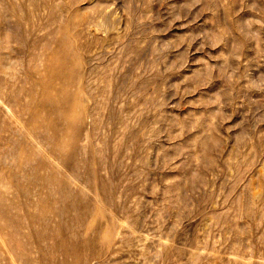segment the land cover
Instances as JSON below:
<instances>
[{
    "label": "rangeland",
    "instance_id": "rangeland-1",
    "mask_svg": "<svg viewBox=\"0 0 264 264\" xmlns=\"http://www.w3.org/2000/svg\"><path fill=\"white\" fill-rule=\"evenodd\" d=\"M63 21L89 92L72 160L40 143L28 96L30 46ZM0 49V101L22 99L0 102V203L34 264L75 260L52 248L54 174L103 210L74 226L84 264H264V0H0ZM4 237L0 264H24Z\"/></svg>",
    "mask_w": 264,
    "mask_h": 264
},
{
    "label": "bare ground",
    "instance_id": "bare-ground-1",
    "mask_svg": "<svg viewBox=\"0 0 264 264\" xmlns=\"http://www.w3.org/2000/svg\"><path fill=\"white\" fill-rule=\"evenodd\" d=\"M44 5H41V6H44ZM42 9H44V8H42ZM69 17H71V16H69ZM71 19H72V17H71ZM54 22H52V23H54ZM80 23L83 24L84 21L83 22L81 21ZM70 24L71 23H68L66 21L62 25L58 26V28L60 27L59 29L56 27L57 30L60 32V36L58 35L59 36V42L54 47L48 46L46 44V42H44V43L39 42L38 43V42L34 41L30 46V52H29V53H31L30 54L31 61H33V62L37 61V62H40V64H41V68H40L41 79L38 82L34 81L30 90L28 91V96L30 97V107L32 109H35V110L39 109L37 111L36 115L31 116L32 117V123H33L31 125H34L39 131L44 132L45 137L42 136L41 140L39 139L40 143H47L48 141L49 142L52 141L53 144H52V142L50 144L55 145V148L57 151H60L61 153L65 152L64 154H66V152H67V155H65V159L66 158H68V159L72 158L73 159L74 155H75L74 154L75 148L73 146V143H74L77 132L80 130L81 126H83L80 123L82 122V114L84 112V108L82 105L83 104V96L85 97V95H84L85 89L82 90L83 86L81 83V75H79L80 73H78V71H77V69L80 67V66L78 67V65H79L78 55L79 54L77 55V51H76V49H78V48H75L73 46L71 38L69 36V32H68ZM88 25H87V27H88ZM71 27H73V26H71ZM73 29H74V31L76 30L74 27H73ZM88 30H90V26H89ZM82 32H84V31H82ZM50 35H51V32H50ZM76 47H78V46H76ZM36 51H38V53H36ZM0 57L3 60L6 59V61L4 63L1 61V65H0V73L3 74L2 77H0V93L2 94L0 96L3 97V95H4L3 99H5V97L7 96V95L5 96V94H7V92L9 91V87H12V84H11V86L9 84L10 83L9 78L11 76V73L9 71H10L11 64L9 63L10 57H9L8 53H5V55L4 54L1 55V53H0ZM32 65H33V63H32ZM88 66L90 67V65H88ZM36 68H39V67H36ZM30 70H32V68ZM79 70H80V68H79ZM33 71H34L33 73L35 76L40 73L39 69H38L39 72L36 69ZM56 82H58V83H56ZM54 83H56V85L60 84V86L57 85L58 86L57 87ZM53 85H55V86H53ZM86 90H87V88H86ZM86 93H85L86 95L89 94L88 91ZM8 94H9V92H8ZM39 95H40V97H42L41 100L38 99ZM17 96H19V94L18 95L14 94V95L9 96L7 101H5L6 99L5 100L1 99L3 101L2 102L0 101L1 103L5 104V107L7 106L6 108L9 109L10 114H11L10 116H13L12 107H16V106L18 107L19 106L18 100H20L21 97H19L20 99L17 100ZM12 119H13V117H12ZM58 121H63V122H65V124L67 123L66 125H64L63 123L60 122L61 124L64 125V127L66 126L65 131H64V129H61L64 127H59L60 125H58ZM30 122H31V120H29V123ZM72 123L77 124L76 127L73 125L75 127V129L71 128ZM79 126H80V128H79ZM35 127H33V128L35 129ZM27 136H29V133ZM38 137H39V135H38ZM31 140H33V139L31 138ZM30 142H32V141H30ZM69 146H70V149H69ZM40 147L41 146L38 144L36 147L37 150H40ZM64 154H62V155H64ZM47 157H49V156L47 155ZM85 157H86V155H85ZM61 159H62V156H61ZM74 163H76V162H74ZM59 169H60V167H59ZM38 170H36V172H38ZM60 170H59V172H60ZM89 170L91 171V173H93L92 172L93 168L89 167ZM52 171H56V170H52ZM45 182H49V183L54 184L55 194H56L54 203L47 204V202H46V205L48 206L47 213H49L51 215L49 217L58 219V222H57L58 227L53 228L51 230V232H53V234L55 233L52 238H56L54 243L52 244L53 245L52 248H53V250L55 249L56 251L61 252V254H67V256L68 255L74 256V258H75L74 261L69 262V263H67V261H66L63 264H81V262L83 260L87 259V258H85L87 256V254H93V253H89V251H86L87 249L90 248L91 244L89 243V241L82 239L81 234H79L77 232L80 235V237L76 234V231H75L76 229L74 228V226L76 227V225L78 223L82 222V220H83L82 218L85 217L86 214L101 215L103 213V210L100 209L96 205H89L88 202L83 198L82 195H80L78 193L73 194L72 192H74V191L72 189H70V187H69L70 184L68 182H66L65 180L64 181L60 180L56 174L48 177L47 181H45ZM45 185L47 186V183ZM109 185L111 186V184H109ZM30 196H31V194L29 195V197ZM111 197H112V195H111ZM32 198H33V194H32ZM49 201H50V199H49ZM43 203L44 202H42V204ZM4 204H5L4 202L0 203V205H1L0 215L3 216L2 218H0V229L4 233V236H5L4 241L8 246V250L10 253L14 254V256L15 255L25 256L26 258L23 259L24 264H34L33 258L30 255L31 250H30L29 244L25 241H21V239H20L21 230L15 224V222H13L9 218L8 211H7L6 207H4ZM47 206H45V207L47 208ZM7 207H9V206H7ZM18 207H19V205H18ZM16 213H18V212H16ZM47 219H49V221H50V218H46L45 220H47ZM50 222H48V224ZM24 223H26V222H24ZM45 223H47V221H45ZM22 225H23V223H22ZM63 231L70 233V236L65 237L62 234ZM108 231H109V229H108ZM44 233H45V231H44ZM44 233H43V235H45ZM41 234H39V236H42ZM47 238L50 239L49 235L45 239H47ZM37 248H38V246H37ZM42 249H44V248H42ZM35 252L37 253V250H35ZM15 263H17V262H15ZM18 263H19V261H18Z\"/></svg>",
    "mask_w": 264,
    "mask_h": 264
}]
</instances>
